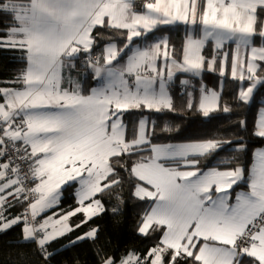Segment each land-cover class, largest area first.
I'll use <instances>...</instances> for the list:
<instances>
[{"label": "snow or ice", "instance_id": "6c2138e0", "mask_svg": "<svg viewBox=\"0 0 264 264\" xmlns=\"http://www.w3.org/2000/svg\"><path fill=\"white\" fill-rule=\"evenodd\" d=\"M177 22L199 26L198 36L186 35L181 59L167 37L133 47ZM230 42L235 49L225 50ZM0 50L21 52L26 65L0 86V234L23 225L19 242L35 244L34 254L48 264L52 243L107 211L100 196L114 194L111 212L121 213L127 181L131 198L147 204L136 233L153 245L117 260L97 244V226L61 250L90 241L97 264H264V148L252 153L247 173L239 163L201 169V159L225 145H234V155L220 163L238 161L244 138L154 144V122L150 130L141 116L129 137L123 119L132 110L174 112L175 74L199 76L205 68L225 77L230 65L241 84L236 106L251 103L264 89V0H142L139 9L135 0H0ZM200 92L198 104L188 93L187 109L205 118L232 111L221 108V92L203 84ZM251 135L264 139V106ZM73 182L77 206L44 215ZM241 182L247 190H236ZM17 206L23 210L12 215ZM78 214L83 219L72 224Z\"/></svg>", "mask_w": 264, "mask_h": 264}, {"label": "trees", "instance_id": "16d2710c", "mask_svg": "<svg viewBox=\"0 0 264 264\" xmlns=\"http://www.w3.org/2000/svg\"><path fill=\"white\" fill-rule=\"evenodd\" d=\"M187 25L176 24L173 26L162 27L161 31L168 35L170 48L175 50V58L181 59L182 46L187 35ZM97 31H101L97 29ZM107 31V30H104ZM118 46L119 36L116 37ZM259 43V40H256ZM103 48V42L93 49L92 55H96ZM203 54L210 56V43H207ZM22 53L12 50H0V86L7 87L4 81L14 79L19 72L25 67V62L21 59ZM194 83V88L204 83L207 88L216 89L219 84L220 76L217 72H209L205 68L199 77L188 76ZM92 82L89 80V84ZM244 82L243 85H245ZM241 84L238 80L233 81L229 77L223 80V88L221 92L220 105L221 108L227 104L232 107L230 113L218 111L210 117H203L195 109L189 110L186 107L188 95L178 85L174 84L171 89L173 99L174 112L164 111L161 113L150 112L144 110H132L124 114V121L128 125V134L131 137L132 128L135 122L141 117L146 116L149 119V129L155 124V136L152 137V143L164 144L171 142H192L206 139H233L243 137V142L247 145L246 154L240 159L233 160L231 164H221L220 161L229 159L234 155V145H225L217 154L202 158L200 168L205 169L212 166H220L224 168L235 167L237 163L241 164L246 172L249 169L252 159V153L260 146L264 145V139H260L251 135L255 124L256 112L258 108L264 105V89H258L254 94L251 103L244 105L241 103L236 106L234 97L238 94ZM18 87V86H17ZM247 122L246 129L238 126L239 120ZM165 125H168L171 131H162ZM147 154V153H145ZM120 192V188L113 190V193ZM125 203L121 205V213L114 216L111 208L118 202L114 194L105 193L100 196L102 203L107 211L100 216L93 218L88 224L82 226L76 231L70 233L67 237L52 243L49 251L54 252L48 264H97V257L94 255L93 246L90 241H84L75 247L62 249V245L68 243V240L87 232L90 228L99 227V240L97 244L105 245V250L109 255L115 253L117 260L128 250H136L144 253L150 248L154 241L150 239H142L136 233V225L140 214L147 208V204L135 201L130 196V189L127 181L123 185V192L120 193ZM75 185L71 184L63 188L59 205L54 211H67L76 207ZM23 210V207L17 206L11 209V214L15 215ZM83 219L82 214L71 218V223H79ZM23 225H17L7 233L0 234V264H43L42 259L34 254L35 244L20 243L22 237ZM59 250V251H58ZM23 254L24 259H21Z\"/></svg>", "mask_w": 264, "mask_h": 264}, {"label": "crops", "instance_id": "0c3cea01", "mask_svg": "<svg viewBox=\"0 0 264 264\" xmlns=\"http://www.w3.org/2000/svg\"><path fill=\"white\" fill-rule=\"evenodd\" d=\"M141 3H142V0H135V4H136L137 9L140 8ZM176 24H182V25H184L183 23H179V22H177V23H175V24H172V25H160L157 29L154 30L153 33H149V34H148V37H147L146 39L138 40V41L136 42V44L133 45V47H144V46H147L148 44L154 42L155 40H157V39H161V38H164V37H167V39H168V35H167L165 32L161 31V28H162V27H166V26H173V25H176ZM187 28H188V30H187V34H188L189 32H191V34L194 35V36H198V35H199V26L192 27V26H188V25H187ZM185 39H186V38H185ZM185 39H184V41H185ZM208 43H210V51H212V44H211V42H208ZM255 43H256V41H255ZM256 44H257V46H258L259 43H256ZM232 49H235V44H234V43H231V42H230L228 45L225 46V50H232ZM203 50H204V49H203ZM203 50H202V51H203ZM242 51H243V50H242ZM129 54H130V52H129ZM96 57H97V56H96ZM157 63H158L159 65H162V64H163V60H162V59H161V60H158ZM201 72H202V71H201ZM215 72H217V73L219 74L218 68H217V71H215ZM227 72H228V74H227L226 76L229 77V78H231L230 65H229V67H228V69H227ZM200 74H201V73H200ZM74 75H75V73H74ZM189 75H190V76H193L191 73L177 72V73L175 74V76L173 77V80L170 82L169 92H171V89H172L173 85L176 84V85H178L179 87H181L183 90H185V91L187 92V95H188L189 92L192 93V97H191V98L193 99V101H194L195 103L198 104V102H199V97H200V95H201V92H200L201 85L203 84V85L205 86V84H204V83H201V84H199L197 87L194 88V83H193V81H192L191 79L188 78ZM199 76H200V75H199ZM199 76H193V77H199ZM219 76H220V75H219ZM226 76H225V77H226ZM225 77H220L219 84H218V87H217L216 89H214V88H208V89H214V90H216V91H218V92H222V88H223V80H224ZM182 79H187V80L189 81V84H188V85H181V84H180V80H182ZM243 86H244V87H247V82H246V84L243 85ZM206 88H207V87H206ZM170 95H171V93H170ZM188 99H189V96H188ZM262 106H264V105H262ZM260 107H261V106H260ZM260 107L258 108V110H257V112H256V118H255V121L258 119V116H259V109H260ZM148 120H149V119H148ZM192 142H194V141H192ZM179 143H186V142H171V143H164V144H179ZM261 148H264V145H263V146H260V147H258V148H256V149H261ZM256 149H255V150H256ZM255 150H254V151H255ZM251 165H252V159H251V164H250V166H249V169L251 168ZM212 167H218V168H220L221 170L226 169V168H224V167H220V166H212ZM212 167H208V168H205V169H210V168H212ZM246 173H247V172H246ZM72 184L75 185V193H76V190H77V188L79 187V185H78L77 183H75V182H73ZM66 186H68V185H66ZM66 186H64V187H66ZM64 187H63V188H64ZM63 188H62V190H63ZM241 189H243V190H247V186H246V183H245V182H241V184L239 185V187L236 188L237 191H239V190H241ZM62 190H61V191H62ZM75 198H76V196H75ZM233 202H234V200H233ZM56 207H57V206H56ZM56 207H54L53 209L49 210V211H48L47 213H45L44 215H51L53 212H59V211H54V209H55Z\"/></svg>", "mask_w": 264, "mask_h": 264}, {"label": "built area", "instance_id": "2783aa9c", "mask_svg": "<svg viewBox=\"0 0 264 264\" xmlns=\"http://www.w3.org/2000/svg\"><path fill=\"white\" fill-rule=\"evenodd\" d=\"M97 57L96 55H92V59L95 60ZM25 187H30V185L26 184Z\"/></svg>", "mask_w": 264, "mask_h": 264}]
</instances>
